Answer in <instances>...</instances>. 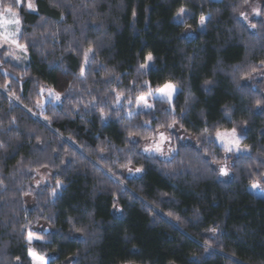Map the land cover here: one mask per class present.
<instances>
[{
  "label": "trees",
  "instance_id": "obj_1",
  "mask_svg": "<svg viewBox=\"0 0 264 264\" xmlns=\"http://www.w3.org/2000/svg\"><path fill=\"white\" fill-rule=\"evenodd\" d=\"M253 1L264 2L36 0V12L18 10L27 66L0 50V264H31L32 228L48 264H264V199L248 190L257 180L264 189V80L254 82L264 72V21L252 31L240 15ZM169 82L179 89L171 105L152 100L130 114L149 85L153 94ZM44 88L61 100L36 120ZM173 120L198 141L172 161L129 139ZM233 128L249 153L213 141ZM40 169L62 186L56 196L32 187Z\"/></svg>",
  "mask_w": 264,
  "mask_h": 264
},
{
  "label": "rangeland",
  "instance_id": "obj_2",
  "mask_svg": "<svg viewBox=\"0 0 264 264\" xmlns=\"http://www.w3.org/2000/svg\"><path fill=\"white\" fill-rule=\"evenodd\" d=\"M9 2V1H8ZM35 7H36V0H33ZM26 3L27 0H25V2L19 6V8H16V4L14 6H12L15 10H19L22 8V6H24L26 8L27 11L32 12L30 10H28V8L26 7ZM264 3V2H263ZM262 3V4H263ZM262 4L259 3V1H253L250 4H248V7L246 9V11H244V14L247 16V19H243L241 17V20L244 22L245 25H247L249 27L250 30L254 31L255 28L252 27V23L255 21V19H262L264 21V15L262 14ZM5 6V3H3L0 0V11H2L3 7ZM259 10L260 11V15H256L255 11ZM36 12V11H35ZM34 13V12H33ZM205 21L207 19V17H204ZM19 19L21 21L20 15H19ZM16 29V25L14 24H9V25H5L3 28H0V33H4V34H10L12 32H15ZM205 29V23L202 26L200 21H199V25H198V31H204ZM22 33V23L20 24V33L15 37L16 39H18L19 43H20V36ZM0 50H5V52L7 53V55H5V59L6 60H10L13 64H16L18 67L20 68H25L29 62V55L28 52H22L19 49H16L15 45L4 41V39L2 38V36H0ZM90 55L88 56L89 59ZM89 60H87L88 62ZM149 66L151 64V61L148 62ZM142 70L144 72H146L148 70L147 69H143ZM85 74V73H84ZM264 80V72H262V75H259V77H257L254 82L258 81V80ZM175 92L173 93L172 96V103L175 99V97L177 96L179 89L175 87ZM44 91L39 93L40 96V101L37 104V110L36 113H31V116L34 117L36 120H42L41 114H43L45 112V107L48 103H53V105H58L60 103L61 100V96L59 100L55 99V96L50 94L49 89L44 88ZM146 97L147 103L151 104L150 102L152 100H158L161 101L165 104L171 105L167 102L166 98H159V94L156 93V91L153 92L152 95H144ZM154 97H157L154 99ZM121 103L119 105H116L117 107H120ZM150 109H146L144 107V104L141 103L140 105H136V108L134 109V111L130 114H137L140 112H146ZM221 132H225L227 130H220ZM217 132V131H216ZM216 132L214 133V135L212 136L213 141L220 146L221 148L224 149L223 144L217 140L216 138ZM230 132V131H227ZM160 133H163L165 136V140L163 142L160 141ZM236 136L237 138L240 140V151L237 152L235 149H233V153L235 154H247L249 153V149L247 148V151H245V147L241 145L242 139L241 136L236 132ZM129 139L132 143L138 142L139 143V151L150 158H156L157 160L163 161V162H169L172 161L173 158L175 157V154L178 152V146L180 145H192V146H197V137H194L188 133H186L177 123L173 124L172 128H166V129H162L159 130L156 134H149L148 137H140L138 134L133 133V135H129ZM226 139H230V137L226 138ZM157 144H160L162 151L161 152H156V151H150V152H145L144 149L145 148H152L154 149L155 146ZM227 153H231V152H227ZM193 163H191L190 165L186 166V167H182L181 172H187L188 170H190L191 167H193ZM222 166H226L227 170H228V174L227 175H221L220 174V168H219V175L220 178L222 180H229L231 178V169H230V164H226V165H222ZM137 173H141L137 172ZM129 172L128 171H124L123 175H128ZM32 187L35 190H40V189H44V188H51L54 189L53 192V196H56L60 191L62 186L59 184V186H57V184L54 183V177L51 173L50 170L48 169H40L37 170L34 174V180L32 183ZM249 192L251 194H253L254 196L258 197V198H262L264 199V189L261 187V185L259 184L258 187L253 188L252 185L248 188ZM34 205V199L29 196L26 198V207L28 209L32 208ZM41 227V226H40ZM39 229V228H38ZM35 230L34 228L30 229V232H37L38 231ZM41 229V228H40ZM29 232V233H30ZM28 233V234H29ZM35 237V236H34ZM37 241V239H33L32 243L29 244L28 242V235H27V244H28V248L29 250L31 249L34 256H30L29 255V250H28V256L30 259V263L34 264V257H35V261L36 264H40V261H43V264H48L50 259L48 257H41L37 254V252L33 249V243Z\"/></svg>",
  "mask_w": 264,
  "mask_h": 264
},
{
  "label": "snow or ice",
  "instance_id": "obj_3",
  "mask_svg": "<svg viewBox=\"0 0 264 264\" xmlns=\"http://www.w3.org/2000/svg\"><path fill=\"white\" fill-rule=\"evenodd\" d=\"M24 2H25V0H15L16 8L18 9L19 6H21ZM247 2H248V0H244V3H247ZM26 7L28 8V10H30L32 12L36 11V7H35L33 0H27ZM184 11H185V9L181 8L177 12V16H182ZM255 14L258 16L261 13L259 10H256ZM240 15L243 19H247V16L244 13H240ZM133 16H135V12H133ZM200 23L202 26L204 25V23H205L204 17H201ZM9 24L16 25L15 32H12L10 34L0 33V36H2L4 41L15 45L16 49H19L20 51L26 53L27 52V46L25 44L19 43L18 39L15 38L20 33L21 21L19 19V12H18V10H14L12 6H4L2 11H0V28H3L5 25H9ZM252 27L255 28L256 25L252 24ZM0 46H2V45H0ZM91 51H92V48H89L88 52H91ZM88 52L85 53V62H87V60H88ZM6 55H7V53H6ZM152 60H153L152 54L149 53L148 56L146 57V62L144 64H141L140 67L143 69H147L149 67L148 62H150ZM253 71H255V69H253ZM84 73H85V69L83 67H81V71H80L81 77L84 76ZM148 87H149L148 95H152L151 85H149ZM175 90H176L175 85L169 82V83H165L162 87H158L155 91H156V93L159 94V98H162V99L166 98L167 102L169 104H171L172 103V96H173V93L175 92ZM43 91L44 90L41 89V92H43ZM49 92H50V94L55 96L56 100L60 99L59 93H56L52 89H49ZM121 96H122V93H117V95H116V104L117 105L120 104ZM155 98H157V97H154V99ZM131 102H132L131 100L128 101V103H131ZM136 103H137V105H140L141 103H143L144 107L146 109L152 108V105L147 103L146 97L144 95L138 96L136 98ZM257 103L259 104V101H257ZM29 111H31V110H29ZM104 115H105V113L103 112V109H101V117L103 118ZM146 123H149V122H146ZM173 124H175V120H173L172 124H169L168 127L172 128ZM160 127H163V125H161ZM205 131H207V129ZM129 135L131 136V135H133V133L130 132ZM215 135H216L217 140L223 144L225 152H232L233 149H235L237 152H239L241 150L240 149V140L236 136V129L235 128H233L230 132H227V131L221 132V131L217 130ZM228 137H230V139H226ZM165 139L166 138H165L164 134L160 133V141L163 142ZM244 150L247 151V148L245 147ZM144 151L145 152H150V151L161 152L162 149H161L160 144H157L154 149L145 148ZM136 171L140 172L141 169L137 168ZM220 174L221 175H227L228 174V170H227L226 166L220 167ZM259 184H260V181L257 180V181L252 183V187L256 188L259 186ZM57 186H59V181L57 182ZM213 231H215V229H213ZM33 239H40V237L39 236L34 237L33 234L30 232L28 234L29 244L32 243ZM29 255L34 256L31 249L29 250ZM17 259H19V258H17ZM34 264H36L35 257H34ZM40 264H43L42 260L40 261Z\"/></svg>",
  "mask_w": 264,
  "mask_h": 264
}]
</instances>
